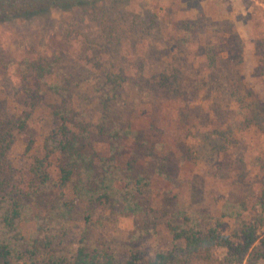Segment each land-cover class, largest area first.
<instances>
[{
	"label": "rangeland",
	"instance_id": "obj_1",
	"mask_svg": "<svg viewBox=\"0 0 264 264\" xmlns=\"http://www.w3.org/2000/svg\"><path fill=\"white\" fill-rule=\"evenodd\" d=\"M55 108L90 132L96 163L111 154L148 181L145 213L102 209L88 245L146 259L183 215L227 234L239 219L222 214L248 221L264 197V0H0V119L26 122L7 156L20 186ZM113 128L128 135L108 141Z\"/></svg>",
	"mask_w": 264,
	"mask_h": 264
},
{
	"label": "trees",
	"instance_id": "obj_2",
	"mask_svg": "<svg viewBox=\"0 0 264 264\" xmlns=\"http://www.w3.org/2000/svg\"><path fill=\"white\" fill-rule=\"evenodd\" d=\"M55 109L51 116L58 124L44 137L42 154L30 156L28 179L22 186L7 156L15 133L25 128V114L15 120L0 119V264H255L264 260V197L248 221L241 219L236 208L222 214L239 219L227 234L219 230V222L205 225L192 215H183L169 226L171 246L146 259L130 253L118 261L106 249L88 245L84 233L102 227V209L122 216L145 213L141 198L148 181L134 173L129 163L118 167L111 154L96 163L87 149L90 132L67 124L68 111ZM106 131L112 142L128 135L116 128ZM115 145H110L111 150ZM29 149L30 142L25 147ZM53 157L55 176L49 170ZM32 205L46 209L31 215ZM78 206L83 233L73 250L65 252L61 245ZM28 220L34 228L24 236L22 224Z\"/></svg>",
	"mask_w": 264,
	"mask_h": 264
}]
</instances>
